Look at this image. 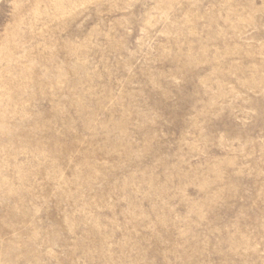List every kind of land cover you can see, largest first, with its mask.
<instances>
[{
	"label": "rangeland",
	"instance_id": "obj_1",
	"mask_svg": "<svg viewBox=\"0 0 264 264\" xmlns=\"http://www.w3.org/2000/svg\"><path fill=\"white\" fill-rule=\"evenodd\" d=\"M0 264H264V0H0Z\"/></svg>",
	"mask_w": 264,
	"mask_h": 264
}]
</instances>
